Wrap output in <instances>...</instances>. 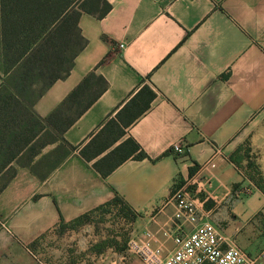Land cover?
I'll return each mask as SVG.
<instances>
[{"label":"crops","instance_id":"crops-1","mask_svg":"<svg viewBox=\"0 0 264 264\" xmlns=\"http://www.w3.org/2000/svg\"><path fill=\"white\" fill-rule=\"evenodd\" d=\"M105 1L102 18L80 15L85 44L69 73L32 88L18 103L22 118L2 124L0 264H76L73 239L94 264H120L118 236L94 221L115 197L134 214L110 209L128 241L152 234L167 255L172 235L191 229L178 230L170 200L189 178L199 223L257 256L264 193L230 156L247 146L264 179V0ZM175 143L182 154L171 152ZM213 156L214 167L199 170Z\"/></svg>","mask_w":264,"mask_h":264},{"label":"trees","instance_id":"trees-1","mask_svg":"<svg viewBox=\"0 0 264 264\" xmlns=\"http://www.w3.org/2000/svg\"><path fill=\"white\" fill-rule=\"evenodd\" d=\"M109 9L105 0H0V87L23 95V102L32 88L42 92L63 79L85 44L78 28L80 15L87 13L100 19ZM129 143L131 151L139 150L132 141ZM135 158L142 159L144 154L138 151ZM230 161L243 178L263 192L264 179L247 146L235 151ZM182 183L178 179L173 188ZM110 209H117V216L124 219L134 217L118 197L94 211L109 213ZM92 212L76 218L70 225L88 221Z\"/></svg>","mask_w":264,"mask_h":264},{"label":"built area","instance_id":"built-area-1","mask_svg":"<svg viewBox=\"0 0 264 264\" xmlns=\"http://www.w3.org/2000/svg\"><path fill=\"white\" fill-rule=\"evenodd\" d=\"M119 49L124 44H118ZM175 155L183 153L180 143L171 147ZM218 154V150L214 155ZM213 157L203 163L200 169L214 167ZM241 174V173H240ZM195 184L194 178L184 181L179 187L172 188L170 200L174 205L173 219L177 223L178 230L184 225H190L188 232H180L172 235L173 249L163 255L159 249L151 246L152 234L147 235L145 241L129 239L127 252L140 259L143 264H259L264 256V249L257 256H251L238 248L234 243H228L219 231L209 222L199 223L200 215L195 204V198L190 187ZM264 217V206L261 210ZM38 262V260L35 258ZM39 263V262H38Z\"/></svg>","mask_w":264,"mask_h":264},{"label":"rangeland","instance_id":"rangeland-1","mask_svg":"<svg viewBox=\"0 0 264 264\" xmlns=\"http://www.w3.org/2000/svg\"><path fill=\"white\" fill-rule=\"evenodd\" d=\"M10 90L11 89L9 88L6 89L5 87H0V131L1 129H4L2 126L3 123L5 127H7L8 125V128H11L14 125L15 121H17L19 118H22L21 115L22 111H18L19 110L18 108L21 107V105L18 104L17 100H19V102H22L21 98L23 95L19 93L17 94L16 92L11 93ZM12 96L17 99L16 100L17 102L15 101V99L9 98ZM7 129H5V131ZM263 193H264V183H263ZM94 221L98 223L96 226L99 229L98 231L102 232V234L105 235L115 234L116 236H118L121 246L120 248L122 251L124 250L123 254L126 251L125 258L122 261H120V264H129L131 261L130 256H134V255L127 252V243H128L127 223L123 220H119V218H117L115 212L113 211L103 214L102 216L95 217ZM71 242L69 241V243L72 244V247L70 249L72 250L71 257H73L74 260H77L76 264H80V261L82 260L85 261L84 264L95 263L88 256H86L87 253L85 251L84 252L79 251V248L82 247L83 245L80 241H77V239H73V241ZM37 260L39 262L38 263L36 261L37 264H44L42 261L39 260V258ZM101 264H108V263H101Z\"/></svg>","mask_w":264,"mask_h":264}]
</instances>
